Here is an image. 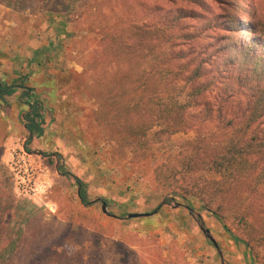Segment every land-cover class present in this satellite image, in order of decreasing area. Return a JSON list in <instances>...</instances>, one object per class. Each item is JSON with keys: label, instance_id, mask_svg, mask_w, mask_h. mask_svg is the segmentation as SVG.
Returning <instances> with one entry per match:
<instances>
[{"label": "rangeland", "instance_id": "1", "mask_svg": "<svg viewBox=\"0 0 264 264\" xmlns=\"http://www.w3.org/2000/svg\"><path fill=\"white\" fill-rule=\"evenodd\" d=\"M202 1L207 15L183 19V29L170 27L176 37L166 47L182 56L178 62L188 65V73L198 64L210 89L188 111V128L175 134L149 129L145 156L137 159L127 146L118 148V133L100 119L113 93L109 89L123 84L122 65L105 62V37L134 16L168 25L175 8L195 6L185 0H38L25 7L0 0V79L30 88V96L16 88L0 99V264H27L33 253L46 258L35 264H57L58 256L67 264H221L196 219L185 207H171L174 202L201 215L225 264H262L197 198L155 179L165 154L191 140L197 129L223 134L226 128L231 135L241 128L246 137L264 133V113L248 122L255 96L237 82L223 89L227 81L217 72L215 51L224 44L218 41L224 30L210 26L226 10L264 19V0ZM34 101L41 109L32 118L42 132L29 137L24 116ZM205 108L208 117L202 115ZM57 162L80 179L84 201L79 185L57 170ZM97 198L122 218L104 214ZM163 199L171 204L124 218L152 212Z\"/></svg>", "mask_w": 264, "mask_h": 264}, {"label": "trees", "instance_id": "2", "mask_svg": "<svg viewBox=\"0 0 264 264\" xmlns=\"http://www.w3.org/2000/svg\"><path fill=\"white\" fill-rule=\"evenodd\" d=\"M36 1L8 0L9 4L25 7ZM185 1L195 8H175L167 18L168 25H152L134 16L105 37L104 50L109 55L105 62L114 60L122 65L123 84L116 91L115 86L109 89L108 93H113L106 99L107 107L100 119L118 133V148L127 146L137 159L145 156L149 129L159 127L154 134H175L188 128V111L199 106L198 99L210 89L211 81L202 80L204 73L198 64L188 73V65L178 62L182 56L171 54L166 47L176 37L170 27L183 29V19L207 15L206 2ZM123 5L125 11L130 8L127 2ZM209 23L210 20L206 26ZM210 26L224 30L218 39L224 44L215 51L217 72L227 81L223 89L228 91L229 81L246 87L255 96L248 122L255 121L264 113V19L238 17L226 10ZM16 88L22 90V95L30 96V88L23 82L3 84L0 79V99ZM27 104L30 111L24 116L28 121L25 128L40 133V125L32 117H40L41 104ZM209 113L206 108L202 110L203 117ZM222 132L197 129L191 140L165 154L154 169L155 179L181 196L197 198L203 209L264 264V133L246 137L241 128L231 135L226 128ZM57 170L82 187L80 179L63 171L62 166ZM204 172L217 178L203 179ZM80 198L84 201L82 190ZM33 255L27 264H35L38 257L46 259L45 255ZM57 260V264L64 263L65 257L58 256Z\"/></svg>", "mask_w": 264, "mask_h": 264}, {"label": "water", "instance_id": "3", "mask_svg": "<svg viewBox=\"0 0 264 264\" xmlns=\"http://www.w3.org/2000/svg\"><path fill=\"white\" fill-rule=\"evenodd\" d=\"M30 136H31V132L29 133V137ZM35 153L38 154L39 152H35ZM58 166H59V163L57 162L56 168H58ZM80 189H81V186L79 185L77 187V194L79 195V197H80ZM96 200L101 202L100 209L104 214L111 216V217H114V218H122V217H118L117 215L112 214L111 212L108 211L107 204H106L105 200H103L101 198H97ZM163 204L169 205L171 203L168 200L163 199L158 204V206L156 208H154V210L152 212H129L126 214V216L124 218H134V217L151 215L152 213L156 212ZM171 207H173V208L185 207L188 210L189 214L192 215L196 219L198 227L202 231V233L204 234L205 238L208 239L213 244V246L215 247V249H216V251L220 257L221 264H225L223 256H222V251H221L218 243L216 242L215 238L212 236L210 230L204 226V222L201 219V215L199 213H194L193 209L191 207H189L187 205H183L182 203H179V202H174V204H172Z\"/></svg>", "mask_w": 264, "mask_h": 264}, {"label": "flooded vegetation", "instance_id": "4", "mask_svg": "<svg viewBox=\"0 0 264 264\" xmlns=\"http://www.w3.org/2000/svg\"><path fill=\"white\" fill-rule=\"evenodd\" d=\"M60 166V165H59Z\"/></svg>", "mask_w": 264, "mask_h": 264}]
</instances>
